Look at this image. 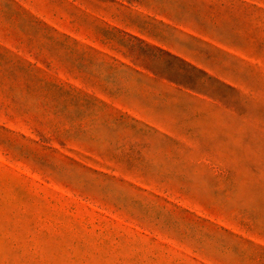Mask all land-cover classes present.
Segmentation results:
<instances>
[{
	"label": "rangeland",
	"instance_id": "rangeland-1",
	"mask_svg": "<svg viewBox=\"0 0 264 264\" xmlns=\"http://www.w3.org/2000/svg\"><path fill=\"white\" fill-rule=\"evenodd\" d=\"M0 264H264V0H0Z\"/></svg>",
	"mask_w": 264,
	"mask_h": 264
}]
</instances>
